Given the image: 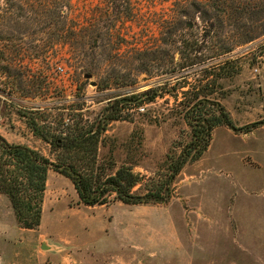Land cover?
<instances>
[{
    "label": "rangeland",
    "instance_id": "obj_1",
    "mask_svg": "<svg viewBox=\"0 0 264 264\" xmlns=\"http://www.w3.org/2000/svg\"><path fill=\"white\" fill-rule=\"evenodd\" d=\"M228 58L235 68L224 76L219 66ZM189 61L196 64L181 69ZM208 83L235 126L264 120V0H0V134L53 162L58 152L35 126L66 135L101 124L99 163L107 174L166 171V156L191 138L186 92ZM114 112L119 120L110 118ZM263 168L264 125L247 133L215 129L207 152L176 179L168 204L112 197L86 206L72 181L51 169L35 230L19 226L0 194V264L31 257L39 264L43 244L53 246L43 264H104L142 249L163 263L177 224L169 215L179 222L181 211L191 234L208 233L202 249L192 248L197 257L264 264V224L254 219L256 206L264 214ZM135 191L145 193V184ZM230 230L238 233L236 253H213L229 241L217 231ZM127 256L135 262L134 253Z\"/></svg>",
    "mask_w": 264,
    "mask_h": 264
},
{
    "label": "trees",
    "instance_id": "obj_2",
    "mask_svg": "<svg viewBox=\"0 0 264 264\" xmlns=\"http://www.w3.org/2000/svg\"><path fill=\"white\" fill-rule=\"evenodd\" d=\"M225 53L227 51L222 55ZM185 64L182 63L181 69L196 63ZM234 64L232 58L220 63L224 76L230 74L226 69L235 68ZM175 68L172 71H176ZM210 85L186 92L184 117L191 128V138L179 146L180 151H170L165 159L166 171L155 176L136 173L131 167H121L116 173L107 174L99 163V146L105 130L101 124L88 128L76 126L66 135H57L49 127L35 126V131L58 152L55 162L39 150L11 143L0 134V194L10 200L19 226L30 230L41 226L51 169L72 181L80 201L86 206L109 204L112 197L126 205L168 204L176 195V179L187 164L199 161L207 152L215 129L226 126L235 132L247 133L264 125V120H260L243 127L235 126L227 109L211 98ZM157 94L153 92L150 100ZM115 113L110 118L119 120ZM143 183L146 192H136L135 188Z\"/></svg>",
    "mask_w": 264,
    "mask_h": 264
},
{
    "label": "crops",
    "instance_id": "obj_3",
    "mask_svg": "<svg viewBox=\"0 0 264 264\" xmlns=\"http://www.w3.org/2000/svg\"><path fill=\"white\" fill-rule=\"evenodd\" d=\"M264 169V168H263ZM261 169V170H263ZM262 184L264 185V180L262 181ZM257 208L254 209V219L256 221L260 220L261 222H263L262 224H264V214L261 212L260 208L258 206H256ZM216 209H220V207H216ZM233 212L237 215V213L234 211V207L232 206ZM222 213H224V208H221ZM182 214H180L181 216L178 218L180 221L178 222L173 216L169 215V221L174 222V226L175 223L176 226L174 228V232H172L169 236H168V245L170 247V250L173 251V253H164V255L162 256V259L167 260L164 261L163 263L159 264H208V256H199L197 257V255L194 251H193V247H197L202 249V238L203 236H205L207 233V231L205 230L204 232L199 230V232H196L195 234H191L187 229H186V225H187V217L186 219L183 217L182 215L184 214V211H181ZM221 212L219 214H222ZM259 213V214H258ZM261 214V215H260ZM185 215V214H184ZM186 216V215H185ZM205 221V220H204ZM206 222H208V220H206ZM178 225V227H177ZM230 228V227H229ZM228 228V229H229ZM227 228H225L224 230H226ZM264 229V228H263ZM172 230H170L169 232H171ZM206 232V233H205ZM233 231H225V232H221V231H217V234L228 239L229 241L224 242L223 244V248H226V250H223L222 247L218 248H213V253L220 251V252H227V253H231V254H235L236 252L234 251V243L236 238L238 239L239 242V237L237 235H235L234 233H232ZM202 237V238H200ZM209 239V237H208ZM199 240V241H198ZM209 243V242H208ZM42 250L44 253L38 254V256L40 257V263L39 264H43V261L46 257H49L51 253V250H53V246L50 245H42ZM44 248V249H43ZM198 249V252L201 253H206L207 252V248L204 250H200ZM238 252V251H237ZM133 254L134 253V260L135 262L131 261V259L129 260L127 254ZM151 254L156 255V253H149L146 252L145 249H142V251L137 250L136 252H123L122 255L120 256H116L115 258H110V259H106L104 264H119V262L121 260L125 261V264H158L156 262V257L153 256L154 259H152L151 261H147L145 262L146 259H149L146 255ZM212 253V252H211ZM239 253V252H238ZM34 257H36V254L33 255ZM168 257V259H166ZM161 258V257H160ZM150 260V259H149ZM204 262H202V261ZM34 259L31 257L28 261V264H34Z\"/></svg>",
    "mask_w": 264,
    "mask_h": 264
},
{
    "label": "water",
    "instance_id": "obj_4",
    "mask_svg": "<svg viewBox=\"0 0 264 264\" xmlns=\"http://www.w3.org/2000/svg\"><path fill=\"white\" fill-rule=\"evenodd\" d=\"M87 78H91V75H87ZM95 84V83H94Z\"/></svg>",
    "mask_w": 264,
    "mask_h": 264
}]
</instances>
